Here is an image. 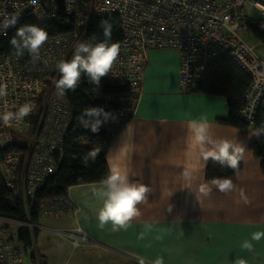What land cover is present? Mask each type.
I'll return each instance as SVG.
<instances>
[{
	"label": "crops",
	"instance_id": "crops-1",
	"mask_svg": "<svg viewBox=\"0 0 264 264\" xmlns=\"http://www.w3.org/2000/svg\"><path fill=\"white\" fill-rule=\"evenodd\" d=\"M178 68L176 51H148L135 114L105 151L109 169L119 163L132 182L148 185L139 215L126 228H100L102 182L70 186L74 212L40 216L23 264H264V237L242 247L252 233L264 232V171L250 148L258 131L219 123L228 114L226 99L183 89ZM192 121L205 123L213 139L243 147L241 168L227 175L231 189L220 191L205 179L211 158H189ZM78 227L89 242L76 247L54 231Z\"/></svg>",
	"mask_w": 264,
	"mask_h": 264
},
{
	"label": "built area",
	"instance_id": "built-area-1",
	"mask_svg": "<svg viewBox=\"0 0 264 264\" xmlns=\"http://www.w3.org/2000/svg\"><path fill=\"white\" fill-rule=\"evenodd\" d=\"M65 17L59 16L56 0H0V13L17 15L18 21L30 15L37 23L54 22L63 31L51 36L40 49L38 59L21 62L12 55H0V85L7 95L0 97V111H15L29 103L33 111L23 122L5 126L0 122V150L16 145L24 152L10 151L0 160V175L5 186L19 184L25 197H32L58 170L65 135L73 123V107L67 93L58 95L55 87L60 73L57 64L70 59L75 46L88 40L86 25L92 17L116 15L122 33L120 52L110 73L103 78L126 86L125 92L98 93L94 101L112 112L115 119L103 123L93 133L80 125L86 135L75 140L78 146L105 152L121 128L135 114L141 95L143 71L151 49H170L179 55L178 78L183 89H193L206 65L226 58L250 76L243 94L239 118L253 126L258 108L264 105V57L248 44L242 34L252 27L264 33V0H62ZM259 11V20L247 16L245 9ZM17 21V22H18ZM12 28V27H11ZM6 34H0V39ZM85 75L74 91H82ZM69 91V90H68ZM67 91V92H68ZM264 142V131H263ZM67 196L40 202L41 216L74 212ZM4 221L29 229L38 223L1 217ZM70 237L72 247L89 238L78 227L74 231L54 229ZM29 249L16 232L0 225V264H23Z\"/></svg>",
	"mask_w": 264,
	"mask_h": 264
},
{
	"label": "trees",
	"instance_id": "trees-1",
	"mask_svg": "<svg viewBox=\"0 0 264 264\" xmlns=\"http://www.w3.org/2000/svg\"><path fill=\"white\" fill-rule=\"evenodd\" d=\"M59 7V16L65 17L62 0H56ZM108 20L112 24V40L119 43L122 38L119 19L116 15L105 17H92L86 25V37L91 39L93 34L98 38L102 37L100 28L101 21ZM24 24H36L48 32V36L60 33L63 27L54 22L37 23L30 15H25L12 27L5 38L0 39V55L16 56L15 50L10 44V39L15 35L17 27ZM254 35L264 46V33L256 27H252ZM17 57V56H16ZM32 56L25 53L19 57L21 62L31 60ZM250 84V76L241 68L233 64L230 60L222 57L209 62L199 79L197 85L191 89L193 91L222 96L226 99L228 114L225 118H218L217 121L222 124L232 125L240 129H246L248 124L244 123L238 116L243 105V94ZM126 86L110 79L101 78L99 85H94L89 78L85 76L82 91L69 90L67 98L73 107V123L69 127L63 143V155L55 174L46 179L44 184L35 191L30 198L25 197L17 183V193L14 189H9L3 183L0 175V216L14 220L29 221L38 223L40 218V202L49 198L65 196L67 189L73 185L102 182L109 172L105 152L99 151L95 159H90L87 164L84 163V156L91 150L84 146L75 144V140L87 134L78 125L79 117L83 110L91 106L103 105L94 101V96L98 93H119L125 92ZM255 129L260 133L251 143L250 148L254 155L261 160V168L264 171V105L260 106L254 121ZM10 151L24 152L22 147L13 145L4 150H0V160ZM242 166L240 159L238 167L233 170L222 166L219 162L210 159L205 168V179L212 181L214 177H224L228 174L238 171ZM7 228V224H2ZM16 234L24 247L32 246L34 229H29L24 225L16 227Z\"/></svg>",
	"mask_w": 264,
	"mask_h": 264
},
{
	"label": "clouds",
	"instance_id": "clouds-1",
	"mask_svg": "<svg viewBox=\"0 0 264 264\" xmlns=\"http://www.w3.org/2000/svg\"><path fill=\"white\" fill-rule=\"evenodd\" d=\"M18 21L17 15L0 13V34H6L7 29L15 27ZM100 28L102 39L96 34L91 39L79 42L74 49L70 59L60 60L57 70L60 73L55 83L58 95L64 96L68 90H75L80 82L81 76L85 75L94 85H99L101 78L110 73L114 61L119 55L120 45L112 40V24L108 20L101 21ZM48 32L36 24H24L16 28L15 35L10 39V44L15 50L17 58L25 53L38 59L40 49L48 40ZM6 85H0V97L7 95ZM33 111V106L25 103L15 111H0V122L5 126L13 122H23ZM115 115L101 106H91L83 110L79 117L80 125L93 133L98 132L100 126ZM192 133V144L189 158L197 162L201 157L219 162L235 170L243 155V147L227 139H213L208 133V127L203 122L192 121L189 124ZM126 131H130L126 129ZM258 135L260 133H257ZM99 149L90 150L84 156V163L95 159ZM188 175V173H186ZM214 184L220 191H227L233 187L232 179L228 176L212 178ZM148 185L142 182H132L126 166L115 164L109 169L108 174L102 181V187L97 195L102 200L97 209L96 218L99 227L104 228L109 223L113 230L126 228L132 217L139 215L138 203L144 201L149 193ZM200 191L207 195L210 189L203 185ZM264 232L252 233L251 240H244L242 247L251 249L252 240H260Z\"/></svg>",
	"mask_w": 264,
	"mask_h": 264
},
{
	"label": "rangeland",
	"instance_id": "rangeland-1",
	"mask_svg": "<svg viewBox=\"0 0 264 264\" xmlns=\"http://www.w3.org/2000/svg\"><path fill=\"white\" fill-rule=\"evenodd\" d=\"M245 13L247 16L251 17L254 20H259V18H260L259 11L253 7H247L245 9ZM242 36L248 44H255L258 42V39L256 38V36L254 35V33L251 29H249L247 32H244L242 34ZM256 51L258 52V54L260 56L264 57V46L262 44L258 45V47L256 48ZM14 191L17 193V191H18L17 188H15ZM4 223L7 224L8 227L11 226V227L16 228L18 226V224H14L11 222L4 221L3 219H0V225H2Z\"/></svg>",
	"mask_w": 264,
	"mask_h": 264
}]
</instances>
